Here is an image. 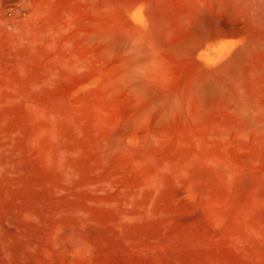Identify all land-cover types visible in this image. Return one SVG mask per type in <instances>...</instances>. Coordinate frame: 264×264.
Masks as SVG:
<instances>
[{"label": "rangeland", "instance_id": "rangeland-1", "mask_svg": "<svg viewBox=\"0 0 264 264\" xmlns=\"http://www.w3.org/2000/svg\"><path fill=\"white\" fill-rule=\"evenodd\" d=\"M0 264H264V0H0Z\"/></svg>", "mask_w": 264, "mask_h": 264}]
</instances>
